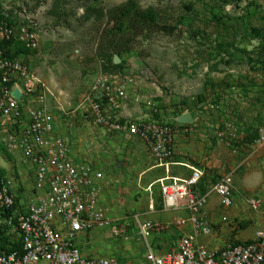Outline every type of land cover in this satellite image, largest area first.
<instances>
[{"label":"rangeland","instance_id":"374dc122","mask_svg":"<svg viewBox=\"0 0 264 264\" xmlns=\"http://www.w3.org/2000/svg\"><path fill=\"white\" fill-rule=\"evenodd\" d=\"M129 1L155 10V32L139 37L122 54L108 50L102 56L106 46L100 41L101 30L114 24L107 17L101 23L89 18L95 15L92 9L107 13ZM0 4L11 11L20 9L37 23L39 48L24 52L13 45L10 50L46 83L47 109L75 156L74 141L79 148L85 137L95 135L93 118L83 116L90 113L83 106L86 95L99 77L121 82L127 95L120 102L123 120L149 115L172 125L179 149L172 160L203 173L200 192L209 195L202 213L212 232L200 242L220 250L257 238L264 230V0H1ZM42 95L36 93L33 104H41ZM184 114L192 116L191 124L177 122ZM103 130L104 138L94 143L92 151L98 161L90 162L96 167L101 163L106 183L101 203L112 219L126 226L129 239L116 237L108 228L83 235L79 245L87 257L142 264L148 245L160 252L177 247L190 231L176 221L188 215L164 210L159 183H153V194L147 192L165 168L147 171L157 161L146 146L132 138L116 141L118 134ZM18 132L14 122L0 118V178L10 181L19 211H26L37 202V190L33 167L11 146ZM193 170L181 165L172 174L187 178ZM223 177L232 179L234 203L228 208L213 192ZM251 198L261 201L258 211L250 208ZM136 215L141 223L171 225L145 238L133 219ZM5 233L0 214V240Z\"/></svg>","mask_w":264,"mask_h":264},{"label":"built area","instance_id":"2783aa9c","mask_svg":"<svg viewBox=\"0 0 264 264\" xmlns=\"http://www.w3.org/2000/svg\"><path fill=\"white\" fill-rule=\"evenodd\" d=\"M0 16V118L17 126L19 137L11 146L19 149L33 167L37 190V202L19 211L10 181L0 178L1 213L13 209L2 221L9 243H0V264H124L116 259L87 257L80 248L81 237L95 230L111 228L116 237L125 240L129 235L126 226L112 219L101 203L104 173L95 164L78 160L69 139L58 134L54 115L46 105L45 95L50 92L46 83L26 63L6 55L10 44L27 52L39 48L37 23L20 9L11 11L1 4ZM15 90L20 91V99L14 96ZM36 93L43 94L41 104H33ZM126 98L125 85L99 77L85 97L83 106L90 113L83 116L93 118L92 128L139 138L159 165L167 167L175 155V128L151 120L149 115L135 121L123 120L120 102ZM26 104L33 106L25 107ZM193 171L187 178L159 180L164 210L186 212L188 216L176 224L190 232L169 252L148 245L142 264H264V230L252 241L220 250H211L200 242L201 237L212 232L202 213L209 194L200 192L203 173ZM213 192L223 206H233L230 177L220 179ZM248 203L254 211L261 208L259 199L251 198ZM133 219L145 238L171 225L141 223L138 215Z\"/></svg>","mask_w":264,"mask_h":264},{"label":"trees","instance_id":"16d2710c","mask_svg":"<svg viewBox=\"0 0 264 264\" xmlns=\"http://www.w3.org/2000/svg\"><path fill=\"white\" fill-rule=\"evenodd\" d=\"M95 15L89 18H94L98 23H101L105 17L108 18L110 23H113V28L109 29L105 27L101 30L100 41L106 47H102V56H107V51L114 54H122L129 49L130 44L135 42L139 37L151 36L155 32L157 25L156 12L153 8L142 9L137 6L133 1H129L122 5L112 8L107 13H104L103 9H92ZM2 17L0 16V19ZM10 44L6 46V55L10 58H16L15 54L10 50ZM18 46V45H17ZM20 50L25 51L22 47L18 46ZM17 47V48H18ZM109 63H113L111 55L108 58ZM119 65H115L118 67ZM16 208V206L14 207ZM13 209L7 211V214H0L2 221L4 218L9 217ZM6 231V226L3 225ZM6 234V233H5ZM11 240V239H10ZM9 243V238L2 236L0 243ZM242 243V242H240ZM235 243V244H240Z\"/></svg>","mask_w":264,"mask_h":264},{"label":"crops","instance_id":"0c3cea01","mask_svg":"<svg viewBox=\"0 0 264 264\" xmlns=\"http://www.w3.org/2000/svg\"><path fill=\"white\" fill-rule=\"evenodd\" d=\"M95 130V133L92 131L93 134H95L94 136L90 137V135L88 137H85V142L84 144H82V146L79 148L76 147V143L74 141V150H75V153H76V157L78 158V160L80 161H86V162H90V159L93 158V162L94 163H97L95 159V156L94 154L92 153V151L96 148V146L94 145L95 142H97L100 138H104V134L102 132L103 129L101 128H93ZM92 130V128H91ZM104 131V130H103ZM115 134H118V136H116V141H123L124 139H127V138H132V139H137L138 141H141L139 138H134V137H129L127 133H115ZM142 142V141H141ZM143 143V142H142ZM144 144V143H143ZM145 145V144H144ZM146 146V145H145ZM147 148V147H146ZM148 149V148H147ZM95 151V150H94ZM137 152V150H135L133 153L135 154ZM179 154V149L178 147H175V155L178 156ZM100 162L98 163V168L103 172V170L101 169V166H100ZM182 164L184 163H180V161H171L169 163V165L167 167L165 166H160L159 163L157 162V164L153 167V168H149L147 171L150 172L151 170L153 169H157V168H165V172L161 173V177L158 178L157 180H155L154 182H152L151 186H149V188H147V192H150V194H153V185L156 184V183H159V180L161 179H165V178H171V177H177V178H182L180 176H176V175H173V171L176 170V166H181ZM187 164V167L191 168V169H197L195 168L193 165L191 164H188V163H185ZM185 166V165H184ZM104 173V172H103ZM105 180V179H104ZM103 180L102 182V185H103V189L106 187V183L105 181ZM154 183V184H153ZM158 193L161 195L160 193V188L158 189ZM103 197V196H102ZM35 199H37V196L35 197Z\"/></svg>","mask_w":264,"mask_h":264},{"label":"water","instance_id":"95a60500","mask_svg":"<svg viewBox=\"0 0 264 264\" xmlns=\"http://www.w3.org/2000/svg\"><path fill=\"white\" fill-rule=\"evenodd\" d=\"M14 96L17 97L18 99L21 98V93L19 90L14 91ZM177 122L179 124H191L193 122L192 116L190 114H184L178 117Z\"/></svg>","mask_w":264,"mask_h":264}]
</instances>
